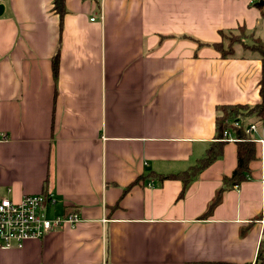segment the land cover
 Segmentation results:
<instances>
[{"label": "crops", "instance_id": "crops-1", "mask_svg": "<svg viewBox=\"0 0 264 264\" xmlns=\"http://www.w3.org/2000/svg\"><path fill=\"white\" fill-rule=\"evenodd\" d=\"M52 2L0 3V197L50 193L48 216L80 221L0 264H254L264 125L236 187L219 191L232 141L184 189L158 176L204 157L216 106L260 102V61L211 45L238 28L264 40L262 1L65 0L61 28Z\"/></svg>", "mask_w": 264, "mask_h": 264}, {"label": "trees", "instance_id": "trees-1", "mask_svg": "<svg viewBox=\"0 0 264 264\" xmlns=\"http://www.w3.org/2000/svg\"><path fill=\"white\" fill-rule=\"evenodd\" d=\"M261 1L262 4L256 3L255 5L258 7L261 17L264 19V0ZM52 5V10L59 17L61 28L62 19L66 14L65 0H53ZM220 37L221 41L211 46L219 52L222 58L235 56V49L237 48L241 51V57L253 56L260 61V79L258 83L260 102L253 105L237 104L216 106L214 135L216 142L210 144L204 157L199 159L195 165L185 172L176 175L158 176L161 180H180L183 189L200 171L221 156L225 143L222 141L225 131H229L236 142V166L230 176H224L222 178V187L219 191L228 187H236L246 181L249 173V163L255 159V142L246 133V128L249 124H255L259 127L264 122V40L248 34L243 28L220 32ZM57 68L58 55L56 54L52 58V72L54 76L57 74ZM233 122H238V125L234 126ZM182 193L183 190L180 195ZM218 198L219 196H217L215 201ZM254 264H264V239L258 244Z\"/></svg>", "mask_w": 264, "mask_h": 264}, {"label": "built area", "instance_id": "built-area-1", "mask_svg": "<svg viewBox=\"0 0 264 264\" xmlns=\"http://www.w3.org/2000/svg\"><path fill=\"white\" fill-rule=\"evenodd\" d=\"M233 125L237 126L238 122H233ZM255 132L256 125L249 124L246 133ZM222 141L235 142L229 131L224 132ZM54 204L55 199L50 193L24 195L17 202L0 197V249H21L26 241L41 240L53 231L64 226L73 227L80 221L76 213L48 217L47 209Z\"/></svg>", "mask_w": 264, "mask_h": 264}, {"label": "rangeland", "instance_id": "rangeland-1", "mask_svg": "<svg viewBox=\"0 0 264 264\" xmlns=\"http://www.w3.org/2000/svg\"><path fill=\"white\" fill-rule=\"evenodd\" d=\"M261 35H262V37H264V28L261 29ZM262 125H264V122ZM262 125H260L259 127L262 128ZM48 217H50V216H48Z\"/></svg>", "mask_w": 264, "mask_h": 264}, {"label": "water", "instance_id": "water-1", "mask_svg": "<svg viewBox=\"0 0 264 264\" xmlns=\"http://www.w3.org/2000/svg\"><path fill=\"white\" fill-rule=\"evenodd\" d=\"M261 4H262V2H261ZM2 12H3V6L0 4V15L2 14Z\"/></svg>", "mask_w": 264, "mask_h": 264}]
</instances>
